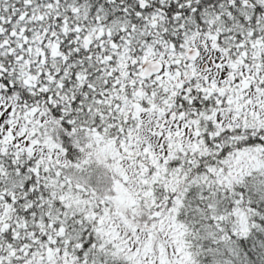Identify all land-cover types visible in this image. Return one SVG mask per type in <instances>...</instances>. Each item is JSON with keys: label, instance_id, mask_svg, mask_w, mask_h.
I'll use <instances>...</instances> for the list:
<instances>
[{"label": "snow or ice", "instance_id": "6c2138e0", "mask_svg": "<svg viewBox=\"0 0 264 264\" xmlns=\"http://www.w3.org/2000/svg\"><path fill=\"white\" fill-rule=\"evenodd\" d=\"M0 264H264V0H0Z\"/></svg>", "mask_w": 264, "mask_h": 264}]
</instances>
